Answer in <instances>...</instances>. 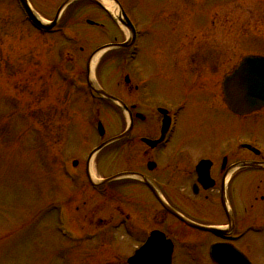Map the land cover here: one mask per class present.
I'll list each match as a JSON object with an SVG mask.
<instances>
[{
	"label": "rangeland",
	"instance_id": "374dc122",
	"mask_svg": "<svg viewBox=\"0 0 264 264\" xmlns=\"http://www.w3.org/2000/svg\"><path fill=\"white\" fill-rule=\"evenodd\" d=\"M62 1L30 0L45 19L53 18ZM97 1L114 6L108 0ZM118 1L122 7L144 8L151 14H134L142 32L135 56L149 75L163 73L162 80H156L159 95L151 97L154 103L166 102L174 108L169 100L180 96L181 85L171 80L170 73L174 50L180 56L224 54L230 68L244 53L264 57V0ZM91 4L84 1L71 6L62 16L60 32L40 36L21 18L16 0H0V264H123L142 241L143 236H127L125 220L115 221L117 212H110L114 203L100 202L83 172L89 151L97 144L96 123L102 121L112 135L114 125L122 126L123 117L107 106L92 120L86 90L72 91L55 72L58 67L69 79L79 78L90 53L106 42L97 27L85 25L90 11L96 10ZM161 13L168 14L160 17ZM67 34H77L82 41L72 56L64 51L61 35ZM67 60L74 63L73 71ZM98 60L97 81L124 99V67L111 55ZM207 111L202 110L197 124L201 118L207 120ZM262 118L241 119L248 124ZM228 122H235L231 115ZM251 131L245 126L239 134L258 142L264 136ZM108 150L105 147L93 156L94 178L114 172L110 158L103 160ZM69 158L78 161L77 171L82 168L80 180L63 176L62 165ZM123 160L121 155L117 169L125 166ZM67 170L71 172L70 164ZM150 213L148 208L141 218ZM253 247L248 251L251 261L264 264V236ZM194 256L198 260L182 255L180 264H207L206 249Z\"/></svg>",
	"mask_w": 264,
	"mask_h": 264
},
{
	"label": "flooded vegetation",
	"instance_id": "af4514ba",
	"mask_svg": "<svg viewBox=\"0 0 264 264\" xmlns=\"http://www.w3.org/2000/svg\"><path fill=\"white\" fill-rule=\"evenodd\" d=\"M126 9L135 27L140 22L135 12L151 16L144 8ZM141 33L137 29L135 43L124 52L129 56L124 99L114 95L125 104L127 114L121 127L114 125L108 139L126 130L127 136L111 143L103 160L110 158L112 175L137 173L146 182L120 179L98 188L95 196L102 203H114L110 212H117L115 221L123 218L128 223H124V231L130 235L143 236L144 241L153 231L163 233L172 242L176 264L182 255L198 260L194 253L201 249L207 250V264H245L238 253L253 264L248 251L264 236V148L260 145H264V136L258 142L244 138L239 131L249 126L253 135L264 134V118L248 124L241 119L264 117V108L237 116L225 106L222 81L238 58L230 68V59L224 54L213 57L191 52L180 56L175 50L169 58L170 73L171 80L181 85L180 96L169 100L174 108L166 102L154 103L151 97L159 95L156 80L161 81L163 73L149 75L142 61L135 59ZM160 60L163 65L164 59ZM203 109L208 110L207 120L201 118L197 124ZM229 115L234 123L228 122ZM121 155L125 166L117 169ZM98 165L95 167L100 172ZM84 170L86 173V167ZM156 194L182 219L166 212ZM148 208L151 213L142 219ZM212 247L219 248L215 254Z\"/></svg>",
	"mask_w": 264,
	"mask_h": 264
},
{
	"label": "water",
	"instance_id": "95a60500",
	"mask_svg": "<svg viewBox=\"0 0 264 264\" xmlns=\"http://www.w3.org/2000/svg\"><path fill=\"white\" fill-rule=\"evenodd\" d=\"M18 1L31 23L36 28L49 31L55 26L57 20L56 17L50 25H45L40 22L28 7L26 0ZM65 5L66 4H64L59 10ZM97 92L99 93L100 91L97 90ZM100 93L103 96L110 98V96L102 91ZM223 96L226 106L230 111L238 115L249 114L262 108L264 106V58H244L239 67L225 79ZM99 128L100 132L103 133L101 126H99ZM93 154L94 153H92V155ZM122 176L126 175L113 177L104 182H109ZM164 207L168 211H171L166 205H164ZM171 255V246L168 242L163 240V236L153 234L145 245L136 251L133 257L128 259V264H171Z\"/></svg>",
	"mask_w": 264,
	"mask_h": 264
},
{
	"label": "bare ground",
	"instance_id": "6f19581e",
	"mask_svg": "<svg viewBox=\"0 0 264 264\" xmlns=\"http://www.w3.org/2000/svg\"><path fill=\"white\" fill-rule=\"evenodd\" d=\"M103 4L108 7V3L107 2H103Z\"/></svg>",
	"mask_w": 264,
	"mask_h": 264
}]
</instances>
